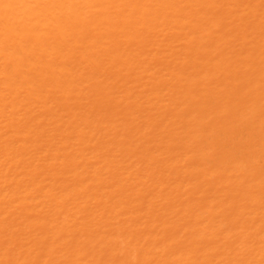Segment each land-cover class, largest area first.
<instances>
[{
    "label": "bare ground",
    "instance_id": "bare-ground-1",
    "mask_svg": "<svg viewBox=\"0 0 264 264\" xmlns=\"http://www.w3.org/2000/svg\"><path fill=\"white\" fill-rule=\"evenodd\" d=\"M0 264H264V0H0Z\"/></svg>",
    "mask_w": 264,
    "mask_h": 264
}]
</instances>
